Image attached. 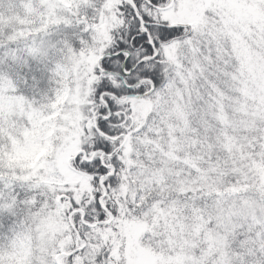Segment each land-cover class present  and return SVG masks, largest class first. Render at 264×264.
I'll use <instances>...</instances> for the list:
<instances>
[{"label":"snow or ice","instance_id":"snow-or-ice-1","mask_svg":"<svg viewBox=\"0 0 264 264\" xmlns=\"http://www.w3.org/2000/svg\"><path fill=\"white\" fill-rule=\"evenodd\" d=\"M17 5L40 26L10 32ZM0 27V128L65 91L76 116L63 163H0V264H264V0H0Z\"/></svg>","mask_w":264,"mask_h":264},{"label":"trees","instance_id":"trees-1","mask_svg":"<svg viewBox=\"0 0 264 264\" xmlns=\"http://www.w3.org/2000/svg\"><path fill=\"white\" fill-rule=\"evenodd\" d=\"M62 3L65 7H71V0H62ZM2 19L3 22L7 25L10 32H12L13 34H18L30 31L33 27L40 26L41 13L39 11H34L31 15H26L25 10L17 5L15 12L10 17H3ZM44 22H58V19L55 16H45ZM3 32L4 28L0 27V34H2ZM36 75L38 78H40L43 73L36 72ZM46 87L48 86L42 82L40 85V89L44 90ZM51 87L52 86H49L48 92L46 93L49 100L52 99ZM26 94L32 95V93L30 92H26ZM36 95L37 97H39V93H36ZM68 98L69 93L65 91L63 96L57 97L51 103V107L55 109L54 111L49 112L47 115L30 114V126L18 125L13 127L12 125H9L8 127L0 128V163L3 164L4 159H6L8 161V164L11 165L10 167L5 166L4 164L3 165L9 169H12L11 166L13 165V163H16L15 159H20V163H22L26 162L27 158H33L37 161L43 155L50 156V154L52 153V149L55 146V141L53 137L56 123L58 122L59 115L61 116V113L63 112L60 108L57 107V105L62 106L64 101ZM14 111L15 100L13 97L9 96L0 98V112H3L5 114H11ZM260 170L262 176H264V166H261ZM42 179H44L47 183L56 182L54 177H45ZM3 219L5 223H7L10 218L5 215ZM41 222H49L50 225H57L58 227L57 231L55 229L50 232L53 234V236L49 237V239L54 238V234L60 231L59 222L55 219V217L52 216H37L36 219H33L29 222L28 227L32 228L33 231H35L37 230V228L39 227L38 225ZM127 226L128 225L126 222L124 228L126 234L129 233V229L126 230Z\"/></svg>","mask_w":264,"mask_h":264},{"label":"rangeland","instance_id":"rangeland-1","mask_svg":"<svg viewBox=\"0 0 264 264\" xmlns=\"http://www.w3.org/2000/svg\"><path fill=\"white\" fill-rule=\"evenodd\" d=\"M239 10V9H238ZM71 102V101H69ZM62 121V122H61ZM76 123V116L74 115L73 111H63L61 113V116L58 117V122L56 123L55 132H54V141H60L59 144L55 143V146L52 149V153L56 155V159L59 163H63L69 153H71L75 149L76 141L73 139V137L76 135L74 131V126ZM4 148V147H3ZM6 150V148H5ZM3 150V151H5ZM50 156L43 155L40 157L37 161L36 159H29L27 158L26 162L20 163V159H15L16 163H13L11 166L12 170L14 171V175H16L15 169H19L22 173L25 175L32 177L41 175V169H45L47 171V165H48V158ZM1 158V157H0ZM8 159V158H7ZM35 160V161H34ZM3 164L7 167H10L11 164H8V161L4 159ZM42 178H45L44 176H41ZM126 230L129 229V233L127 234L129 236L130 241L133 240L135 235L138 233L140 229V224L136 222H127ZM37 228L39 231V235L43 236L46 233L52 232V230L57 231L58 227L57 225H50L49 222H41ZM23 242H21V247L24 249L25 252L30 250V244L25 247L23 246ZM134 253V264H152V257L150 253L146 251H136L133 250ZM25 256H15L14 255V264H24Z\"/></svg>","mask_w":264,"mask_h":264}]
</instances>
